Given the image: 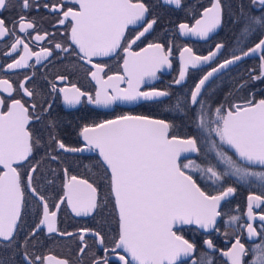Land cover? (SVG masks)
I'll use <instances>...</instances> for the list:
<instances>
[{
	"label": "snow or ice",
	"instance_id": "obj_1",
	"mask_svg": "<svg viewBox=\"0 0 264 264\" xmlns=\"http://www.w3.org/2000/svg\"><path fill=\"white\" fill-rule=\"evenodd\" d=\"M166 6L191 10L185 0H159L158 4L148 0H0V38L15 37L8 45L13 53L22 45V54L6 65L7 70L34 67L29 64L33 57L42 64L63 53V59L75 55L90 64L88 75L98 85L93 96L69 84L68 75L56 77L62 87L48 81L50 91L34 85L32 76L15 85L0 78V251L8 253L7 260L0 255V264H70L40 252L42 232L75 237L78 254L89 255L90 264H216L217 252L226 258L225 264H264V194L250 193L246 210L227 216L225 224L236 226L224 232L229 247L218 248L212 238L213 231L220 232L221 203L237 192L234 185L247 184L264 192V89L260 99L250 93L242 101L225 97L221 102L214 99L212 86V78L245 58L259 62L237 90L264 84V0H239L235 11L224 0H208V6L201 5L199 18L193 17L194 23L177 25L181 36L201 40L211 39L226 15L239 25L234 35L236 50L229 52L223 42L215 43L206 55L189 46L180 49L178 77L172 81L187 89L172 106L179 124L125 113L83 124L78 133L81 146H69L60 137V122L53 115L54 94H61L68 106L82 100L103 107L116 102L163 104L164 98H172L171 84L163 89L150 84L158 72L172 67V46L155 42L161 17L154 9ZM13 8L17 16L8 20L4 13ZM41 8L56 18V25L65 26L66 39L34 52L16 32L27 36L35 32L34 41L49 37L48 32L40 34L35 17L29 18L30 12ZM164 38L167 41V32ZM146 41L139 51L133 50ZM120 51L124 53L122 72L105 78L102 74L108 65L93 58L118 56ZM76 68L66 70L74 73ZM190 69L191 83L186 84ZM181 130L183 135L178 134ZM41 150L43 159L51 161L60 160L63 153H96L94 163L83 165L96 169V178L90 182L69 175L64 168L63 195L50 207L37 187L42 178L43 160L37 159ZM102 187L107 188L105 194ZM30 202L42 208L34 223L27 219ZM65 202L76 216L100 217L99 226L82 227L75 233L61 231L57 212ZM110 202L117 228L106 232L104 213ZM245 231L251 241L248 246L242 242ZM86 236L92 239L91 245ZM97 245L103 256L97 257Z\"/></svg>",
	"mask_w": 264,
	"mask_h": 264
},
{
	"label": "flooded vegetation",
	"instance_id": "obj_2",
	"mask_svg": "<svg viewBox=\"0 0 264 264\" xmlns=\"http://www.w3.org/2000/svg\"><path fill=\"white\" fill-rule=\"evenodd\" d=\"M41 3L44 0H40ZM151 4H158L159 0H148ZM239 0H224V3L231 4L233 11L236 10V5ZM185 3L191 9L185 11L181 9H175L174 6L156 7L154 11L161 17L160 24L157 28L155 42L166 43L172 46L173 51L171 55L172 67L164 68L157 73V79L150 82L157 88H167L170 84L172 85L171 91L173 96L171 99L164 98L163 104H152L150 102H141L139 104H124L116 102L109 107L97 106L94 104H88L86 100L75 106H68L64 104L62 95L57 93L55 95L53 115L58 118L60 122L59 133L60 137L69 146H81L83 141L78 136L80 128L85 123H92L93 121L99 122L104 119H112L117 115L131 113V114H142L149 115L155 118H164L168 120H174L176 123H180V117L177 115L172 106L176 103L177 98L183 99L182 93L187 89L182 88L179 85L172 84V81L178 77V71L180 66L179 53L180 49L184 46H189L197 52V54L206 55L209 49H213L215 43L223 42L227 49L230 51L236 50L238 45L234 39L235 33L239 30V25L233 24L229 21L227 15L225 16V22L223 26L217 30V33L213 34L211 39L201 40L195 36H181L179 34L177 25L179 23H194L193 17L199 18V12L202 11L203 6H208V0H185ZM4 16L8 20H12L17 16V10L15 8L6 11ZM35 17L37 21V28L40 34L48 32L50 35L43 41H34L32 37L36 35L32 32L31 36H27L25 33H20L17 29L16 34L21 36L25 40V43L29 44L32 51H39L41 47L52 48L55 42H64L66 39L65 26L56 25V18L49 14L47 10L40 9L39 11L33 10L29 13V18ZM167 32V41L164 38V33ZM54 37V40H53ZM7 37L0 38V78L8 79L14 85L18 84L24 77L32 76L33 84L38 85L41 88H47L48 81L57 83L58 87L64 86L56 80L58 75H68V83H75L84 91H88L95 95V90L98 87L96 82L91 79L88 75L91 65L79 60L75 55L63 59L66 54L61 53L60 57H49L44 60L42 64L35 63V57L30 61V65L34 67L7 70L6 65L12 63L14 59H18L19 55L22 54V45L17 49L16 52H11V48L8 47L12 40ZM153 38L150 37L149 40ZM49 40H53V43H49ZM147 41L144 44H140L139 47L133 46L134 51H139L141 47L146 46ZM58 51V50H57ZM11 53L10 56H5L4 53ZM124 53L120 51L118 56L114 57H95L94 62H102L108 65L106 72L102 74L105 78L107 75H111L115 72H122L120 67L123 63L122 57ZM223 57H221L222 59ZM63 61V62H62ZM258 58H245L244 60L230 66L228 69L216 75L212 78L214 83L213 88L216 89L214 99L217 101H223L225 97L232 101H242L244 98L249 96L250 93H254L256 99L262 98L260 89H264V84L258 82L257 86L252 89L237 90L238 83L244 79H248L249 71L255 69L258 64ZM73 65H76V71L70 73L66 69H71ZM205 69L207 65L203 66ZM193 70L190 69L189 79L185 82L186 84L191 83V74ZM30 87L32 85H29ZM126 85H121L125 87ZM231 94V95H230ZM6 95V94H5ZM19 98V97H17ZM25 99H27L25 97ZM42 102L41 97L36 98ZM178 134L183 135V130L179 131ZM55 154V153H53ZM37 159L43 160L40 165V174L42 178L37 181V187L40 188L46 197L48 198L50 207L59 202V198L63 195V183L65 182V176L63 169L68 168L69 175H76L78 178L89 179L92 182L96 178L97 170L85 168L84 164H92L96 160V153H63L60 160L51 161L43 159V150L37 156ZM83 161V164L80 161ZM258 168V166H256ZM259 170V169H258ZM51 181V183H49ZM202 187H205L204 181H199ZM231 182V181H229ZM237 192L227 201L221 203V212L223 213L222 218L218 219V225H220V232L213 231L212 238L218 248L224 250L230 246V241L225 237L224 232L231 231L235 228V225H227L225 221L229 214L240 215L246 210L247 196L250 193L258 195L264 194L260 188L255 186H248L247 184H236ZM208 191H214L213 188H206ZM107 192L106 187H102V194ZM239 208V212H234L235 209ZM112 204L109 203L108 209L104 213L103 227L106 232H111L117 228L115 223V217L111 214ZM56 210V209H52ZM29 216L27 217L29 223H34L37 220V213H42V208L38 209L34 202H30L29 205ZM100 217L93 218V216H76L71 212V209L67 206L66 202L60 206L57 212V226L61 231L76 232L77 229L82 227L95 228L98 227V221ZM246 220V217L243 218ZM259 222H257L258 224ZM186 237L191 238L192 233H186ZM242 242L248 246L251 243L246 238V231L244 233ZM195 238L197 241L201 239V235L196 234ZM38 239L41 241L40 252L43 254H52L57 258L67 259L70 264H90L89 255H79L77 248V241L75 237L60 236L58 234L48 235L46 232H42ZM88 243L92 244V239L86 236ZM94 251L97 257L103 256V249L98 245L95 246ZM211 251V250H209ZM6 260L8 259V253L0 251ZM216 264H225L226 258L220 256L219 252L215 253ZM11 264V262H9ZM17 264L19 262L17 261Z\"/></svg>",
	"mask_w": 264,
	"mask_h": 264
}]
</instances>
